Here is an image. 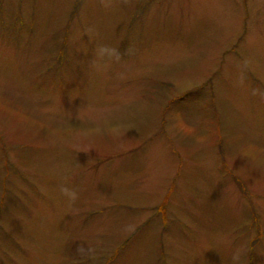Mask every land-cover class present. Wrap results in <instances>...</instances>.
<instances>
[{
	"label": "rangeland",
	"instance_id": "rangeland-1",
	"mask_svg": "<svg viewBox=\"0 0 264 264\" xmlns=\"http://www.w3.org/2000/svg\"><path fill=\"white\" fill-rule=\"evenodd\" d=\"M112 4L0 0V264H264V0Z\"/></svg>",
	"mask_w": 264,
	"mask_h": 264
},
{
	"label": "clouds",
	"instance_id": "clouds-1",
	"mask_svg": "<svg viewBox=\"0 0 264 264\" xmlns=\"http://www.w3.org/2000/svg\"><path fill=\"white\" fill-rule=\"evenodd\" d=\"M127 2V0H126ZM101 6L103 8L107 9H111L113 7L112 4V0H100ZM131 52V49H128L127 55ZM105 58L108 61H112V60H116L119 61L122 59L119 49L118 48H113L110 47L108 45H101L98 44L95 48V59L91 62V65L95 68H97L98 70L103 68V67H107L106 64L102 65L100 64V61H104ZM205 142V138H200V140H198V143H204ZM81 151L83 153H89V149L84 148L81 149ZM59 191L61 193L62 196H64L68 203L69 206H73L75 205V203L79 200V192L76 188L69 186V184L67 182L62 183L59 187ZM135 230V226L133 224H126L123 228V231L125 232H132ZM79 253H83L85 251H92L91 249H85L83 246H81V248L78 250ZM233 262L234 264H236V262L239 261L240 259V252L239 250H237V252H235L233 254Z\"/></svg>",
	"mask_w": 264,
	"mask_h": 264
}]
</instances>
